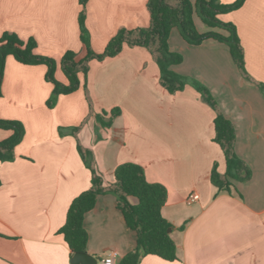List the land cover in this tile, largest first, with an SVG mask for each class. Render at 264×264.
Wrapping results in <instances>:
<instances>
[{
	"label": "crops",
	"instance_id": "0c3cea01",
	"mask_svg": "<svg viewBox=\"0 0 264 264\" xmlns=\"http://www.w3.org/2000/svg\"><path fill=\"white\" fill-rule=\"evenodd\" d=\"M149 0H88L85 25L93 51L102 53L121 30L147 28ZM195 3L198 0H190ZM237 0H220L230 5ZM80 0H0V39L5 33L34 38L40 54L59 61L67 51L81 53ZM236 26L247 71L245 79L227 45L209 39L189 45L173 30L170 51L183 56L174 70L205 85L236 131L235 151L252 178L219 191L211 172L226 173L214 142L215 112L188 84L170 95L160 85V70L145 48L126 46L115 58L92 61L78 91L47 106L53 85L47 67L20 64L8 57L0 96V117L21 122L25 136L13 162H0V264H72L60 234L71 203L91 188V172L78 144L92 151L106 185L123 163L141 165L150 183L166 187L162 209L171 224L177 260L146 256L140 264H264V0H246L220 16ZM200 34L208 28L195 16ZM205 26V27H204ZM56 78L65 82L60 68ZM93 115L77 136L71 129ZM119 109L111 127L95 115ZM64 129V135L59 133ZM13 132L0 129V142ZM199 199L189 204L191 195ZM136 204L135 199L130 200ZM87 253L101 260L116 253L115 264L136 249L137 236L118 210L116 197L100 196L84 219ZM183 228V229H181Z\"/></svg>",
	"mask_w": 264,
	"mask_h": 264
},
{
	"label": "trees",
	"instance_id": "16d2710c",
	"mask_svg": "<svg viewBox=\"0 0 264 264\" xmlns=\"http://www.w3.org/2000/svg\"><path fill=\"white\" fill-rule=\"evenodd\" d=\"M245 2L246 0H237L233 4L226 5L220 0H198L195 3L190 0H149L147 3L150 14L149 27L121 30L109 41L102 53H96L91 47L85 25L88 0H80L82 7L79 15L80 41L85 56L81 57L79 52L67 51L59 61H56L39 53L34 38L24 41L16 34L5 33L0 39V96L8 57H13L23 65L47 67L46 81L54 87L47 106L53 108L60 96L70 95L80 89V76L87 78L92 61L115 58L126 46L145 48L159 67L160 85L166 92L175 95L183 92L190 84L215 112L214 142L224 154L226 173L218 172L215 165L211 172V183L219 191H230L236 183L247 182L252 178L250 167L236 154L235 128L220 111L217 101L205 85L198 80L186 78L174 70L183 62V56L170 51L169 39L172 31L177 30L184 41L192 46L200 45L209 39L225 44L229 47L231 57L241 75L248 81H253L246 68L244 49L236 26L220 19L223 14L239 10ZM195 16L208 28L218 31L200 34L195 26ZM58 68L64 74L65 82H60L56 78ZM258 86L264 91V84ZM84 87L90 111L93 113L86 83ZM120 113L119 109H114L109 113V117L108 113L103 112L96 114V119L102 128H109ZM0 129L13 132L9 139L0 142V162H13L15 149L24 139L25 128L21 122L3 120L0 117ZM79 130V127L72 128L71 134L76 136ZM78 152L84 165L91 172V188L71 203L65 225L60 231L71 257L77 253H87L88 233L84 227L85 216L94 209L100 196L112 194L116 197L117 208L122 213L128 228L137 236L136 249L122 258L119 264H140L144 257L150 255L170 262L177 260V246L171 233L168 232L173 227L162 215V209L168 199L166 187L148 182L144 168L131 162L119 165L115 170L114 183L106 185L95 167L92 151L78 144ZM131 199H135L136 204H132ZM2 237L4 236L0 233V238Z\"/></svg>",
	"mask_w": 264,
	"mask_h": 264
},
{
	"label": "water",
	"instance_id": "95a60500",
	"mask_svg": "<svg viewBox=\"0 0 264 264\" xmlns=\"http://www.w3.org/2000/svg\"><path fill=\"white\" fill-rule=\"evenodd\" d=\"M171 229L168 230L171 233ZM72 264H98V259L88 253H77L71 259Z\"/></svg>",
	"mask_w": 264,
	"mask_h": 264
},
{
	"label": "built area",
	"instance_id": "2783aa9c",
	"mask_svg": "<svg viewBox=\"0 0 264 264\" xmlns=\"http://www.w3.org/2000/svg\"><path fill=\"white\" fill-rule=\"evenodd\" d=\"M199 199L197 194L191 195L188 199V203H194ZM116 253H111L108 257L101 260L100 264H115Z\"/></svg>",
	"mask_w": 264,
	"mask_h": 264
},
{
	"label": "rangeland",
	"instance_id": "374dc122",
	"mask_svg": "<svg viewBox=\"0 0 264 264\" xmlns=\"http://www.w3.org/2000/svg\"><path fill=\"white\" fill-rule=\"evenodd\" d=\"M205 27V26H204ZM97 53V52H96ZM86 100H87V98H86ZM87 102H88V100H87ZM91 102H92V100H91ZM88 106H89V103H88ZM92 106H93V103H92ZM102 114V113H101ZM93 115V113H91V111H90V108H89V112H88V117L82 122V124L80 125V126H78L80 129H81V126L83 125V124H86L87 122H88V120L91 118V116ZM95 118H96V115H95ZM96 121H97V119H96ZM97 123L99 124V122L97 121ZM80 131V130H79ZM79 131H77V133H76V136H77V134H78V132ZM59 133L61 134V135H64V129H60L59 130ZM75 136V137H76Z\"/></svg>",
	"mask_w": 264,
	"mask_h": 264
}]
</instances>
